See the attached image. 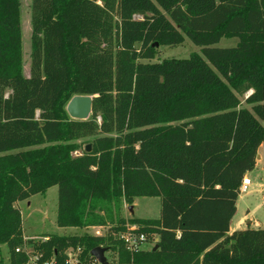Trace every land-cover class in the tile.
Instances as JSON below:
<instances>
[{"label": "trees", "instance_id": "trees-1", "mask_svg": "<svg viewBox=\"0 0 264 264\" xmlns=\"http://www.w3.org/2000/svg\"><path fill=\"white\" fill-rule=\"evenodd\" d=\"M19 11L20 0H0V245L10 264L26 261L15 252L24 244L57 264L78 248L91 264L96 247L117 256L111 264H264V228L229 234L264 144V0H31L29 76ZM186 37L201 55L144 62ZM222 38L238 43L212 47ZM75 95L93 96L85 121L66 113ZM53 186L58 227L105 234L22 238L15 204ZM139 197L160 198L157 219L122 216ZM128 223L156 245L128 253Z\"/></svg>", "mask_w": 264, "mask_h": 264}, {"label": "rangeland", "instance_id": "rangeland-1", "mask_svg": "<svg viewBox=\"0 0 264 264\" xmlns=\"http://www.w3.org/2000/svg\"><path fill=\"white\" fill-rule=\"evenodd\" d=\"M30 4L31 0H20L19 21L21 26V48L23 59V72L25 76H29V53H30ZM238 43V38H222L218 43L212 45L217 48H230ZM192 54L201 55V47L192 43L187 37L183 44L175 47L160 46L155 58L151 61L144 62H160L169 58H188ZM69 101V100H68ZM67 101V103H68ZM66 103V105H67ZM244 107L250 108L244 103ZM66 107V106H65ZM79 142V141H78ZM264 147V146H263ZM264 152V148H262ZM80 150L73 152V156H79ZM251 185L246 193L239 194L237 199V210L233 219H245V227H254V223L258 221L261 228H264V160L258 164L257 169L248 175ZM57 187L49 188L44 195L37 194L28 200L17 202L15 206L21 212L22 222V238L36 239L44 236H73V235H103L107 231V227H89V228H61L56 224L57 212ZM133 206V205H132ZM126 207H130L124 203L122 205V216L126 219L130 216L137 219H157L160 215V198L159 197H139L134 201L133 214ZM130 213V216L128 215ZM250 222H252L250 224ZM249 223V224H248ZM73 257V255H72ZM105 257L109 263H115L117 256L113 260L112 254L106 252ZM0 264H10V253L6 245H0Z\"/></svg>", "mask_w": 264, "mask_h": 264}, {"label": "built area", "instance_id": "built-area-1", "mask_svg": "<svg viewBox=\"0 0 264 264\" xmlns=\"http://www.w3.org/2000/svg\"><path fill=\"white\" fill-rule=\"evenodd\" d=\"M250 185V179L245 176L240 184L239 194L246 193ZM31 240L46 242L48 241V237L44 236ZM119 240L123 243L125 250L130 254L150 250L158 241L155 235L149 236L141 231L139 225L129 223L126 224L125 230L119 234ZM15 252L24 254L26 261L23 264H57L53 258L45 259L43 253L35 251L31 245L24 244L22 247L17 248ZM79 252V248L76 250H67L65 264H81L78 260ZM91 264H99V262L94 258Z\"/></svg>", "mask_w": 264, "mask_h": 264}, {"label": "water", "instance_id": "water-1", "mask_svg": "<svg viewBox=\"0 0 264 264\" xmlns=\"http://www.w3.org/2000/svg\"><path fill=\"white\" fill-rule=\"evenodd\" d=\"M155 46H158L155 43ZM93 96L89 95H75L67 103L65 110L67 115L72 120L85 121L89 119L92 114ZM87 152L90 151V145L85 147ZM129 211L132 213V207H129ZM156 248V247H155ZM106 250L101 247H96L91 251V256L94 257L99 264H111L105 257Z\"/></svg>", "mask_w": 264, "mask_h": 264}, {"label": "crops", "instance_id": "crops-1", "mask_svg": "<svg viewBox=\"0 0 264 264\" xmlns=\"http://www.w3.org/2000/svg\"><path fill=\"white\" fill-rule=\"evenodd\" d=\"M264 146V144H261L260 146H259V148H258V150H257V158H256V163H255V168L251 171V172H248L245 176L246 177H248V175L249 174H252L256 169H257V166H258V164H260V163H262L263 162V160H264V152H262V148H264L263 147ZM136 199V198H135ZM135 201V200H134ZM133 205V206H132ZM131 205V207H132V213L131 214H133V210H134V202H133V204ZM126 209L127 210H129V207L127 208L126 207ZM236 210H237V201H236ZM236 213V212H235ZM128 215L130 216V213L128 212ZM234 216H235V214H234ZM234 216L232 217V219H231V221H230V227H229V234L230 233H232L233 231H235V230H239V229H243V228H245V226H242V224L244 225L245 224V219L244 218H242V219H237L236 221H234V223H233V219H234ZM130 217H132V216H130ZM132 218H134V217H132ZM252 222H250V224H251ZM249 224V223H248ZM254 227H256V228H261V225H260V223L258 222V221H256L255 223H254ZM255 228V229H256Z\"/></svg>", "mask_w": 264, "mask_h": 264}]
</instances>
